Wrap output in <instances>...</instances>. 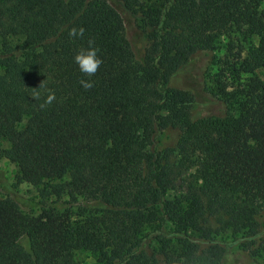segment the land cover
Segmentation results:
<instances>
[{"label": "trees", "instance_id": "obj_1", "mask_svg": "<svg viewBox=\"0 0 264 264\" xmlns=\"http://www.w3.org/2000/svg\"><path fill=\"white\" fill-rule=\"evenodd\" d=\"M222 47L202 112L173 83ZM0 153V264H264V0H0Z\"/></svg>", "mask_w": 264, "mask_h": 264}, {"label": "rangeland", "instance_id": "obj_2", "mask_svg": "<svg viewBox=\"0 0 264 264\" xmlns=\"http://www.w3.org/2000/svg\"><path fill=\"white\" fill-rule=\"evenodd\" d=\"M128 33L129 36L132 37V39L135 41V38H137V42L142 45L143 37L141 38L140 32H138L133 22L128 21ZM144 41V40H143ZM140 45V46H141ZM239 48H234L235 51H237ZM225 48H218V50L214 51H201L198 52L195 57L193 58V61L185 67L182 72H180L175 80L173 85L175 86H182L188 89H192L193 91L197 92V94H200L198 97L199 102L197 103L196 109L202 112H211V111H217L220 108L219 104H216L214 101H210L209 98L211 97V93L209 92L210 88L213 85V71L215 70L216 66H222L225 62L226 55L225 54ZM215 54L217 55L215 57ZM231 57V55H230ZM217 60V64H215V61ZM207 96V97H206ZM171 134L170 132H166L163 141L166 143V141L170 140ZM6 143H3V146H6ZM0 174L4 177H6L10 182L16 184L17 183V176L19 174V168L11 161L9 158L3 156L0 153ZM18 186V192L25 196L30 197L34 199H39L38 197V190L37 188L27 182H23L17 185ZM261 237H262V245H261V253L260 256H257L256 259L263 261L264 260V219L261 223ZM222 241L225 242H232V238L225 235L222 238ZM238 251V247L235 245L234 251L232 255H234L235 259H241L242 254L236 252ZM77 259L81 261L83 264H93L95 262L94 256H92L87 251H79L77 253ZM248 258L251 259L249 256Z\"/></svg>", "mask_w": 264, "mask_h": 264}, {"label": "clouds", "instance_id": "obj_3", "mask_svg": "<svg viewBox=\"0 0 264 264\" xmlns=\"http://www.w3.org/2000/svg\"><path fill=\"white\" fill-rule=\"evenodd\" d=\"M82 33L83 29L80 30V33H76L75 30H73L70 35H82ZM73 59L79 67V70L89 77L95 75L102 63L99 56V49L94 46V43L91 40L88 41L87 46L81 47L76 51ZM79 83L84 89H89L93 86V81L90 79H81ZM39 87H42V83ZM45 91L47 92V96L44 104H41V107H44L45 104H50L55 98L54 93H52L51 90L45 89ZM38 96L39 93H37L34 98H37Z\"/></svg>", "mask_w": 264, "mask_h": 264}]
</instances>
